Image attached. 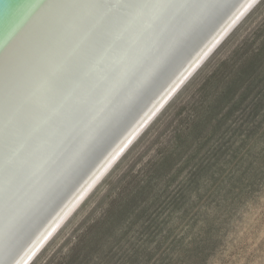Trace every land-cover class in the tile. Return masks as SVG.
<instances>
[{"label": "water", "instance_id": "1", "mask_svg": "<svg viewBox=\"0 0 264 264\" xmlns=\"http://www.w3.org/2000/svg\"><path fill=\"white\" fill-rule=\"evenodd\" d=\"M258 1L0 0V264L37 255Z\"/></svg>", "mask_w": 264, "mask_h": 264}, {"label": "rangeland", "instance_id": "2", "mask_svg": "<svg viewBox=\"0 0 264 264\" xmlns=\"http://www.w3.org/2000/svg\"><path fill=\"white\" fill-rule=\"evenodd\" d=\"M30 264H264V0Z\"/></svg>", "mask_w": 264, "mask_h": 264}, {"label": "bare ground", "instance_id": "3", "mask_svg": "<svg viewBox=\"0 0 264 264\" xmlns=\"http://www.w3.org/2000/svg\"><path fill=\"white\" fill-rule=\"evenodd\" d=\"M259 1H260V0H259ZM259 1H258V2H259ZM258 2H257V3H258ZM257 3H256V4H257ZM256 4H255V5H256ZM255 5H254V6H255ZM254 6H253V7H254ZM253 7H252V9H253ZM252 9H251V10H252ZM251 10H250V11H251ZM250 11H249V12H250ZM249 12H248V13H249ZM248 13H246V14L243 16V18L241 19V21L247 16ZM241 21H240V22H241ZM240 22H239V23H238V24H237V25L231 30V32H232V31H233V30H234V29L240 24ZM231 32H230V33H231ZM230 33H229V34H230ZM229 34H228V35H229ZM225 39H226V37L223 39V41H224ZM223 41H222V42H223ZM222 42H221V43H222ZM221 43H220L219 45H221ZM219 45L216 47V49L219 47ZM216 49H215V50H216ZM215 50H214V51H215ZM214 51H213V52H214ZM213 52H212V53H213ZM212 53H211V54H212ZM206 60H207V59H206ZM206 60H205V61H206ZM205 61H204V62H205ZM204 62H203V63H204ZM200 67H201V66H200ZM191 77H192V76H191ZM191 77H190V78H191ZM190 78H189V79H190ZM189 79H188V80H189ZM188 80H187V81H188ZM187 81H186V82H187ZM183 86H184V85H183ZM183 86H182V87H183ZM182 87H181V88H182ZM180 90H181V89H180ZM180 90H179V91H180ZM177 93H178V92H177ZM177 93H176V94H177ZM176 94H175V95H176ZM175 95H174V96H175ZM174 96L172 97V99L174 98ZM172 99H171V100H172ZM171 100H170V101H171ZM170 101H169V102H170ZM169 102H168V103H169ZM168 103H167V104H168ZM167 104H166V105H167ZM166 105H165V106H166ZM165 106L160 110V112L165 108ZM160 112H159V113H160ZM159 113H158V115H159ZM158 115H157V116H158ZM157 116H156V117H157ZM156 117H155V118H156ZM155 118H154V119H155ZM154 119L151 121V123L154 121ZM149 125H150V124H149ZM149 125H148V126H149ZM148 126H147V127H148ZM147 127H146V128H147ZM146 128H145V129H146ZM144 131H145V130H144ZM144 131H143V132H144ZM143 132H142V133H143ZM142 133H141V134H142ZM141 134H140V135H141ZM140 135H139V136H140ZM139 136H138V138H139ZM138 138H137V139H138ZM137 139H136V140H137ZM136 140H135V141H136ZM135 141H134V142H135ZM134 142H133V143H134ZM133 143H132V144H133ZM131 146H132V145H131ZM131 146H130V147H131ZM130 147H129V148H130ZM129 148H128V149H129ZM128 149H127V150H128ZM127 150H126V151H127ZM126 151H125V152H126ZM125 152L120 156V158L125 154ZM120 158H119V159H120ZM119 159H118V160H119ZM118 160H117V161H118ZM117 161L113 164V166L117 163ZM113 166H112V167H113ZM112 167H111V168H112ZM111 168L108 170V172L111 170ZM108 172H107V173H108ZM107 173H106V174H107ZM106 174H105V175H106ZM105 175H104V177H105ZM104 177H103V178H104ZM103 178H102V179H103ZM102 179H101V180H102ZM97 180H98V179H97ZM101 180H100V181H101ZM100 181H99V182H100ZM99 182H97V184L91 189V191H92V190H93V189L99 184ZM91 187H92V186H91ZM91 191H90V192H91ZM90 192H89V194H90ZM89 194H88V195H89ZM88 195H87V196H88ZM87 196H86V197H87ZM86 197H85V198H86ZM85 198H84V199H85ZM79 201H80V200H79ZM79 201H78V202H79ZM82 201H83V200H82ZM79 205H80V204H79ZM79 205H78V206H79ZM78 206H77V207H78ZM77 207L75 208V210L77 209ZM72 209H73V208H72ZM75 210H74V211H75ZM71 211H72V210H71ZM71 211H70V212H71ZM74 211H73V212H74ZM70 212H69L67 215H69ZM73 212H71V214H72ZM71 214H70V215H71ZM67 215H66V216H67ZM70 215L68 216V218L70 217ZM65 218H66V217H65ZM65 218H64V219H65ZM68 218H67V219H68ZM64 219H63V220H64ZM67 219H66V220H67ZM63 220H62V221H63ZM62 221H61L60 223H62ZM63 224H64V222L61 224V226H62ZM58 226H59V225H58ZM61 226H60V227H61ZM56 228H57V227H56ZM56 228H55V229H56ZM55 229H54V230H55ZM56 232H57V231H56ZM49 240H50V239H49ZM47 243H48V242H47ZM47 243H46V244H47ZM46 244H45V245H46ZM45 245H44V246H45ZM44 246H43V247H44ZM43 247H42V248H43ZM42 248H41V249H42ZM40 251H41V250H40ZM40 251H39V252H40ZM39 252H38V253H39ZM38 253H37V254H38ZM35 257H36V256H35ZM35 257H34V258H35ZM34 258H33V259H34ZM30 259H31V258H30ZM30 259H29V260H30ZM33 259H32V260H33ZM29 260H28V261H29ZM32 260H30L29 262L27 261L26 264H30Z\"/></svg>", "mask_w": 264, "mask_h": 264}]
</instances>
